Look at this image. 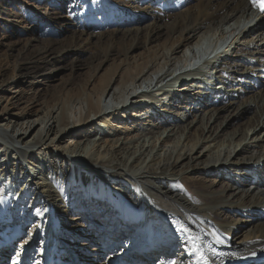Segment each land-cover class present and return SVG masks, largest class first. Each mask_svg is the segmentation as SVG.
<instances>
[{
    "label": "bare ground",
    "instance_id": "bare-ground-1",
    "mask_svg": "<svg viewBox=\"0 0 264 264\" xmlns=\"http://www.w3.org/2000/svg\"><path fill=\"white\" fill-rule=\"evenodd\" d=\"M29 1L0 0V177L20 159L0 196V264H264V13Z\"/></svg>",
    "mask_w": 264,
    "mask_h": 264
},
{
    "label": "rangeland",
    "instance_id": "rangeland-1",
    "mask_svg": "<svg viewBox=\"0 0 264 264\" xmlns=\"http://www.w3.org/2000/svg\"><path fill=\"white\" fill-rule=\"evenodd\" d=\"M28 2H30L29 0H28ZM31 3V2H30ZM97 10V8L96 7H94V8H92V9H90V12H94V11H96ZM63 13H64V15L65 16H71L72 15V12L70 11V10H68L67 8H65L64 9V11H63ZM250 41V39H246V36L243 38V39H241V43L243 42H249ZM252 41H255L256 42V40H252ZM252 41H250V43H252ZM178 66H180V67H184L185 65H178ZM174 73V72H173ZM205 79V78H204ZM203 79V80H204ZM204 83V82H203ZM256 88H257V86H255ZM259 88V87H258ZM237 89V88H236ZM191 94H195L194 92L193 93H191ZM247 96H249L248 94H246ZM104 100V99H103ZM236 102H240V100H236ZM224 115V114H223ZM264 119V116L262 117V120ZM169 120H170V122H171V120H172V118L170 117L169 118ZM139 122V121H138ZM170 122H169V124H170ZM136 124H138V123H136ZM101 128V126L98 128L99 130H102V128ZM122 138H123V136L124 137H128V138H131L132 136H134V133H132L131 134V132H126V133H123L122 135ZM131 136V137H130ZM70 145H73V144H70ZM74 146V145H73ZM16 159H18V160H16ZM13 160H15V161H13ZM13 160L11 161V164H13V165H11V167L10 168H12V167H15L16 169V171H15V173L13 174V172H9V174L7 173V174H2L1 175V177H0V183H2L3 184V186H1V188H0V196L3 194V192H4V190L6 189V190H8V191H11V190H16V185H14V183H15V181H16V179L19 177V174L20 173H18L17 172V166H16V164H17V162L18 161H20V159L19 158H17V157H15V158H13ZM84 168H88V165H86V164H84ZM17 177V178H16ZM20 181V180H19ZM217 186H216V190H221L222 189V186H221V183L219 182V183H217L216 184ZM4 187V188H3ZM79 210V212L81 211L80 210V208L78 209ZM54 212H56V210H54ZM69 217V216H68ZM217 217H218V214H217ZM108 217H106V212H105V214H103L102 216H101V218L100 219H97V221L96 222H93V226H91V228H92V230L91 231H94V229L95 228H97L96 226H97V224L99 223V222H101L102 224H107L108 223V221L110 222L111 221V219L110 220H108L107 219ZM103 219V220H102ZM107 222V223H106ZM112 222V221H111ZM63 223V231L67 228H69V227H71V226H74V225H78L77 223L78 222H76V223H74V224H72V223H69V221H68V218H67V220H63L62 222H61V224ZM60 224V225H61ZM111 225V231L114 229V227H115V225H116V223H112V224H110ZM62 226V225H61ZM65 226V227H64ZM48 230V229H47ZM69 230V229H68ZM53 231H55L54 229H53ZM72 231H75V232H78V233H81L82 232V228H81V225L80 226H78V227H76L75 229H73ZM129 235H131L132 236V232L131 233H129ZM131 236H128V238L127 239H125L126 241H128L129 239H130V237ZM27 238V236H25V237H23V239H20L19 240V242H18V244H21L22 242H24V239H26ZM65 237H62V236H60V238H59V236H56V240H57V243L59 242H69V241H71L72 239H70V240H67L68 238H69V236L68 237H66L65 239H64ZM45 240H46V237H45ZM173 242V241H172ZM172 242H171V244H172ZM36 246H37V248H36V250L38 249V247H39V243L38 244H36ZM79 251H81V250H79ZM14 252V251H13ZM13 252H11V254H13ZM158 253H162V252H158ZM10 254V253H9ZM82 252H80V255L78 256V257H80L79 258V261H80V259H81V256H82ZM179 256V254H178V252H175V253H173V259L174 260H176L177 258H178V256ZM68 256H70V255H66L64 258L62 257V259H66V261L68 260L67 259V257ZM159 256V258L161 257V258H163L164 259V256L162 257V254H160V255H158ZM29 257L30 258H32L33 257V254H31V255H29ZM76 257V256H75ZM7 257H4V259H6ZM32 259H34V257L32 258ZM57 259H59L58 260V262H60L61 263V261L60 260H62L61 258H57ZM162 259V260H163ZM77 260V259H76ZM70 261H72V262H74L75 261V259H71ZM69 261V262H70ZM78 261V260H77ZM159 260H155L154 261V263H156V262H158ZM68 263V262H67ZM28 264H33V262L31 261V262H29L28 261ZM57 264H59V263H57ZM69 264V263H68Z\"/></svg>",
    "mask_w": 264,
    "mask_h": 264
},
{
    "label": "snow or ice",
    "instance_id": "snow-or-ice-1",
    "mask_svg": "<svg viewBox=\"0 0 264 264\" xmlns=\"http://www.w3.org/2000/svg\"><path fill=\"white\" fill-rule=\"evenodd\" d=\"M251 4L254 8L258 9L261 13H264V0H251ZM37 215H40V213L37 212ZM214 242L217 244H223L224 243V241L221 240L219 237H217ZM194 250H196V249L194 248ZM198 255L200 257V260L203 262V264H208L207 258L204 257L203 253L198 252ZM237 258H239V257H237Z\"/></svg>",
    "mask_w": 264,
    "mask_h": 264
}]
</instances>
